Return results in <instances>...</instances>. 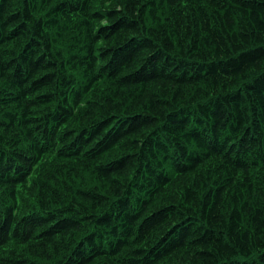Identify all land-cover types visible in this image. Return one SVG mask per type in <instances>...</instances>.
<instances>
[{
  "label": "trees",
  "instance_id": "trees-1",
  "mask_svg": "<svg viewBox=\"0 0 264 264\" xmlns=\"http://www.w3.org/2000/svg\"><path fill=\"white\" fill-rule=\"evenodd\" d=\"M0 264H264V0H0Z\"/></svg>",
  "mask_w": 264,
  "mask_h": 264
}]
</instances>
